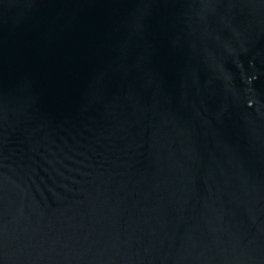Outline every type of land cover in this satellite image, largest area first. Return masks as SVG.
Masks as SVG:
<instances>
[{
	"label": "water",
	"instance_id": "water-1",
	"mask_svg": "<svg viewBox=\"0 0 264 264\" xmlns=\"http://www.w3.org/2000/svg\"><path fill=\"white\" fill-rule=\"evenodd\" d=\"M0 264H264V0H0Z\"/></svg>",
	"mask_w": 264,
	"mask_h": 264
},
{
	"label": "clouds",
	"instance_id": "clouds-1",
	"mask_svg": "<svg viewBox=\"0 0 264 264\" xmlns=\"http://www.w3.org/2000/svg\"><path fill=\"white\" fill-rule=\"evenodd\" d=\"M251 105V104H250Z\"/></svg>",
	"mask_w": 264,
	"mask_h": 264
}]
</instances>
